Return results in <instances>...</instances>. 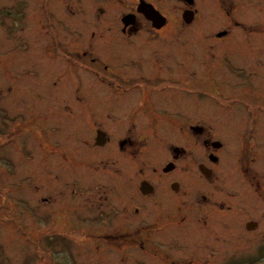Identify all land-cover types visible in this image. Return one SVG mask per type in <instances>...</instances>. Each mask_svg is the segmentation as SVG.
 I'll return each instance as SVG.
<instances>
[{
	"label": "flooded vegetation",
	"instance_id": "1",
	"mask_svg": "<svg viewBox=\"0 0 264 264\" xmlns=\"http://www.w3.org/2000/svg\"><path fill=\"white\" fill-rule=\"evenodd\" d=\"M143 2L160 14L147 16L139 9ZM172 2L175 24L152 0H137L121 18L122 25L116 23L115 29L125 37L147 32L155 47L143 51V64L138 59L143 55L120 51L113 38L101 44L100 56L89 50L77 52L80 59L89 56L90 63L98 64L80 60L85 75L97 81H79L71 87L77 91L71 96L87 101L91 113L80 114L79 120L89 124L73 135L69 131L65 139V233L81 235L96 249L132 246L142 251L178 245L179 259L172 258L171 264H264V164L253 153L257 111L252 109L264 106V52H258L264 49V0ZM44 9L41 32L47 34L50 23L57 21L49 5ZM52 35L58 44L40 43V53L52 55L59 46L66 56L56 32ZM179 43L191 50L180 66ZM239 43L256 44V57L242 53L239 64L228 58L229 48ZM119 63L123 65L118 67ZM208 101L216 106H249L242 117L247 118V133L240 130L235 137L237 144L242 135L238 160L233 156L236 144H229L224 124L204 122L215 115L203 111L202 118L193 119L200 102ZM184 117L190 121L186 131ZM140 120L151 127L149 135L147 130L146 135L137 132ZM191 132L200 133L196 143L201 151L194 156L193 193L184 194L183 180L168 182V176L179 173V158L186 151L171 140ZM168 134H174L171 140ZM73 137L82 144L75 153ZM148 144L153 153L169 151L170 161L137 162ZM136 164L141 165L138 178ZM145 167L151 172L142 177ZM99 175L100 180H93ZM178 204L175 211L170 208ZM147 208L150 213L145 215ZM161 231L175 237L169 243L153 240L151 235Z\"/></svg>",
	"mask_w": 264,
	"mask_h": 264
},
{
	"label": "rangeland",
	"instance_id": "2",
	"mask_svg": "<svg viewBox=\"0 0 264 264\" xmlns=\"http://www.w3.org/2000/svg\"><path fill=\"white\" fill-rule=\"evenodd\" d=\"M152 1L158 2L161 10L174 23L176 11L173 0ZM134 3L137 0H0V264H171L172 258L179 259L178 245L169 248L167 244H162L156 249L151 247L144 251L132 246L96 249L85 244L81 235L65 233L66 178L65 158L62 156L66 151L65 139L69 131L73 135L74 131L87 124L85 119L83 122L79 120V115L91 113L86 106L87 101L83 103L76 100V95L71 96V92H77L71 87L79 81H97L85 75L80 62L87 61L89 56L80 59L77 52L89 50L100 56L101 44L113 38L118 41L120 51L143 55L138 58L143 64V51L155 47L149 43L147 32L138 31L129 38L123 36L119 28L118 31L115 29L118 21L122 25L121 18L132 11ZM48 5L57 23L51 22L45 34L41 32L45 28L41 20L46 16L44 8ZM44 24L47 26L48 23ZM55 32L62 43V51L67 52L66 56L61 55L59 46L52 55L39 51L40 43L49 41L52 43L49 47L57 43L52 35ZM92 32L96 33L95 36L91 35ZM183 47L179 43V66L191 54L189 48L185 50ZM229 50L225 55L239 64L242 53H246L247 57H256L259 49H256V44L241 47L239 43ZM258 52L263 53L264 49ZM123 64L119 63L118 67ZM80 92L86 94L82 89ZM248 108L244 104L216 106L209 101L200 102L196 109L198 115L193 119L202 118L203 111L211 112L215 116L211 120L206 117L204 122L214 126L224 124L222 128L229 133V144L235 145V137L240 130L247 133L244 128L247 118L243 121L242 117ZM252 109L255 113L257 111L253 153L257 161L264 164V106H252ZM183 120H186L183 124L186 131L190 121L185 117ZM136 123L139 134L146 135V130L150 134L151 127L147 128L145 121ZM215 128L220 135L221 130ZM190 134H185L186 137L179 138V141L171 140L174 134L167 135L168 140L179 142V146H184L186 150L179 158V173L168 176V182L183 180L184 194L193 193L191 180L196 173L194 156L196 158L201 151V145L196 143L200 133ZM71 139L75 142L72 150L75 153L82 148V144L76 137ZM241 139L242 135L236 144L235 160L240 156L238 147ZM151 151L150 144L144 146L137 162L170 161L169 151ZM90 156L92 158L89 159L96 160L94 153L91 152ZM140 166L136 164L137 178ZM147 167L141 173L142 177L151 172ZM92 178L100 180L101 176ZM178 206L170 208L175 211ZM149 213L147 208L145 215ZM176 226L172 225V228ZM142 235L145 236L144 233ZM151 236L153 240L159 238L166 243L175 237L162 231ZM166 252L169 258H166Z\"/></svg>",
	"mask_w": 264,
	"mask_h": 264
},
{
	"label": "water",
	"instance_id": "3",
	"mask_svg": "<svg viewBox=\"0 0 264 264\" xmlns=\"http://www.w3.org/2000/svg\"><path fill=\"white\" fill-rule=\"evenodd\" d=\"M142 12H144L147 16H150V15H159L160 13L154 9V7L152 5H149L145 2H143L139 8Z\"/></svg>",
	"mask_w": 264,
	"mask_h": 264
}]
</instances>
